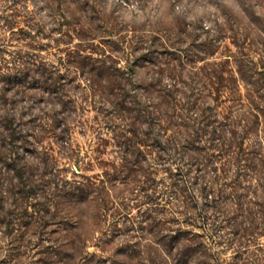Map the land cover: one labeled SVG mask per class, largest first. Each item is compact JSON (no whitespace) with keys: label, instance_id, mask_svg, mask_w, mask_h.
Segmentation results:
<instances>
[{"label":"trees","instance_id":"trees-1","mask_svg":"<svg viewBox=\"0 0 264 264\" xmlns=\"http://www.w3.org/2000/svg\"><path fill=\"white\" fill-rule=\"evenodd\" d=\"M45 1L60 16L50 30L68 40L63 54L48 62L18 52L12 65L0 66L9 70L2 80L39 84L62 105L70 98L61 89L73 81L68 77L88 81L100 97L98 110L111 115L106 122L120 150L119 173L135 177L144 192L158 191L170 212L145 217L158 233L148 263L264 264V61L245 51L232 25L229 36L237 49L225 45L228 52L218 54L223 23L206 27L202 18L188 20L183 11L149 28H127L110 16L97 23L82 19L79 0ZM74 37L78 41L70 45ZM38 119L40 127L34 117L21 128L11 114L0 117V226L9 234L12 264H24L29 226L41 229L55 215L51 210L93 183H60L46 157L38 172L24 161L18 148L28 136H45L60 123L52 113ZM68 123L65 117L62 125ZM158 171L164 174L156 181ZM36 243L41 246V239ZM72 244L50 242L36 262L55 264L60 256L68 264ZM220 244L231 248L230 260L213 252Z\"/></svg>","mask_w":264,"mask_h":264},{"label":"rangeland","instance_id":"rangeland-1","mask_svg":"<svg viewBox=\"0 0 264 264\" xmlns=\"http://www.w3.org/2000/svg\"><path fill=\"white\" fill-rule=\"evenodd\" d=\"M79 1L78 15L82 19L97 23L102 15L110 16L127 28L133 24L149 28V23L169 21L175 11L185 12L188 20L202 18L206 27L223 23L226 36L221 38L218 34L221 38L218 54L228 52L225 45L232 51L237 49L229 36L228 27L232 25L237 30L238 43L243 42L245 51L258 63L264 61V0ZM59 19L58 12L49 11L45 0H0V66L12 65L18 52H34L48 62H56L68 41L61 39L59 31L50 30ZM76 41L78 38L74 37L69 44ZM121 64L127 65L126 60ZM8 72L0 68V117L11 114L21 128L28 127L34 117L36 127H40L38 117L46 113L56 114L60 119L57 129L45 136L30 134L28 142L18 148L20 156L29 165L37 167V172L45 167L42 162L45 157L51 159L60 183L63 180L72 185L93 181L90 186H85L87 192L80 190L71 201L62 202L61 206L51 210L50 214L55 215L48 217L41 229L29 226V247L21 249L25 250L23 263L42 264L36 260L44 257L41 251L44 246L50 242L62 244L72 240L73 259L68 264H151L148 259L154 258L155 247L152 240L158 233L146 223L145 217L170 216V212L168 207L161 206L158 191L149 188L144 192L135 177L119 173L121 154L113 139V128L106 122L111 115L97 108L100 97L93 93L82 75L74 78L72 75L67 79L73 81L61 87L70 96L65 98L67 104H57V95L43 91L39 84L22 81L17 85L2 80L1 74ZM65 117L69 120L66 126L62 125ZM36 133L39 132L35 130L33 135ZM163 174L158 171L156 181ZM50 189L51 194L53 189ZM30 201L34 199L29 198ZM28 210L30 215L31 205ZM8 239L9 234L0 226V264H12L8 257L11 252ZM40 239L41 246L36 243ZM213 252L225 261L230 260L232 254L231 248L221 244L215 245ZM61 258L58 256L55 264H63ZM49 259L53 261L54 255Z\"/></svg>","mask_w":264,"mask_h":264}]
</instances>
